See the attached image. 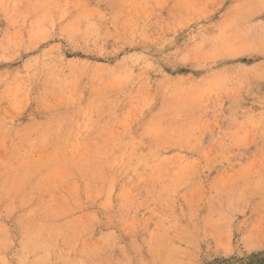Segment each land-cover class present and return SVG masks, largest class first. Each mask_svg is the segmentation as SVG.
<instances>
[{"label":"rangeland","instance_id":"obj_1","mask_svg":"<svg viewBox=\"0 0 264 264\" xmlns=\"http://www.w3.org/2000/svg\"><path fill=\"white\" fill-rule=\"evenodd\" d=\"M0 264H264V0H0Z\"/></svg>","mask_w":264,"mask_h":264}]
</instances>
